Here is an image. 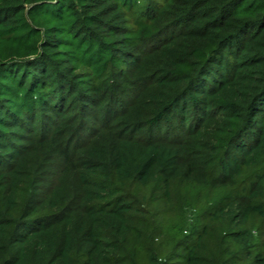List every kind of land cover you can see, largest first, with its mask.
<instances>
[{"label":"trees","instance_id":"obj_1","mask_svg":"<svg viewBox=\"0 0 264 264\" xmlns=\"http://www.w3.org/2000/svg\"><path fill=\"white\" fill-rule=\"evenodd\" d=\"M0 264H264V0H0Z\"/></svg>","mask_w":264,"mask_h":264},{"label":"rangeland","instance_id":"obj_2","mask_svg":"<svg viewBox=\"0 0 264 264\" xmlns=\"http://www.w3.org/2000/svg\"><path fill=\"white\" fill-rule=\"evenodd\" d=\"M155 57H157V56H152L150 60L148 59L149 64H147V68H146L147 70H149V69L152 70L153 67L156 66V64L158 63L157 60L154 59Z\"/></svg>","mask_w":264,"mask_h":264}]
</instances>
